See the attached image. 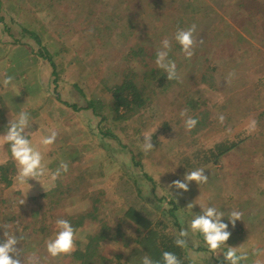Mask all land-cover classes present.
Here are the masks:
<instances>
[{
	"label": "rangeland",
	"instance_id": "374dc122",
	"mask_svg": "<svg viewBox=\"0 0 264 264\" xmlns=\"http://www.w3.org/2000/svg\"><path fill=\"white\" fill-rule=\"evenodd\" d=\"M92 1L1 0L0 135L6 134L12 118L27 112L28 138L44 156L47 171L41 183L29 180L31 186L19 184L16 178L11 187L0 183V224H9L10 230L22 237L17 247L25 259L35 253L41 264H70L69 255L52 258L46 252V241L54 238L57 231L53 215L60 218L81 214L92 207L90 196L96 194L108 215L100 218L116 228L122 211L132 200L119 186L126 170H130L139 176L148 175L140 182L143 192L151 196L154 193V199L164 198L158 202L161 208H169L173 202L191 218L202 214L200 205L225 212L222 222L231 232L227 244L236 247L238 253L247 251V264H253L256 258L252 250H264V118H258L264 112V0H206L213 12L200 10L193 21L194 37L197 41L203 39V43H198L187 61L174 34L165 37L163 29L157 32L160 38H154L142 32L144 28L153 31L152 24L173 25L177 6L174 0H129L124 6L121 0L86 4ZM154 2L156 7L145 10L142 6ZM23 27L36 29L42 44L53 54L58 53L56 65L37 57L40 47L21 35ZM235 30L246 34L247 42L239 41L241 36L237 35L226 37ZM253 30L257 32L249 34ZM165 38L172 42L176 55L171 49L169 56L174 55L172 60L182 81L173 83L164 93L158 91L143 117L119 123L117 140L102 138L99 118L83 109L86 99L104 102V113L110 117L107 88L122 80L123 74L138 69L128 54L129 48L141 43L160 50ZM16 40L32 47L25 63L10 60L11 56L16 60L19 50L24 49L14 44ZM152 65L157 67L155 62ZM206 72L216 81V90L199 83ZM229 73H234L230 79ZM6 76H12L13 81L4 87ZM207 108L212 124L205 129L195 126L186 130L187 117L202 120L201 114ZM185 110L186 116L182 117L180 113ZM220 115L225 117L223 123L218 119ZM253 119L256 129L249 133L246 125ZM53 130L57 132L55 143L42 145V137ZM145 134L152 135L154 146L148 153L142 150ZM232 142L241 145L218 162V148ZM9 155L7 144L0 143V165L7 162ZM134 159L140 161L138 166ZM61 162L68 164V171L61 172L55 186H61L65 195L63 202L52 209L55 202L41 197L53 188L49 187L50 176ZM198 168L205 169L207 184L189 182L187 192L169 187L172 181H183L185 173ZM150 178L156 183L155 192ZM21 200L25 202L20 204ZM189 203L194 207L189 208ZM148 206L152 209L157 204ZM231 210L243 213L235 227L227 217ZM100 224L88 221L74 227L76 249L79 243L84 245L90 240ZM129 224L125 230L130 229L128 233L132 234L136 227ZM181 227L189 230L188 238L192 236L196 243L190 223H181ZM3 232L0 228V241L4 239ZM119 252L128 253L121 241L106 244V256L114 257ZM207 258L213 263L224 256L212 252Z\"/></svg>",
	"mask_w": 264,
	"mask_h": 264
},
{
	"label": "trees",
	"instance_id": "16d2710c",
	"mask_svg": "<svg viewBox=\"0 0 264 264\" xmlns=\"http://www.w3.org/2000/svg\"><path fill=\"white\" fill-rule=\"evenodd\" d=\"M100 0H93L91 3H99ZM176 3V8L174 12V19L176 18L173 25H167L164 27H159L158 25L151 26L153 29L147 30L144 28L142 32L149 37L160 38L157 33L158 31L166 30L164 36L169 37L172 34L177 32L178 29H184V27L189 26L196 19L200 10L202 12H213L210 9V2L206 0H174ZM214 1V0H212ZM86 2V0H81V3ZM109 2H107L108 4ZM129 3V0H121L120 4ZM250 5V4H249ZM143 8L149 9V7H156V3L149 5H142ZM0 7H2V2L0 0ZM255 8H257L255 6ZM262 8L264 10V4L262 3ZM180 14L181 16L175 13ZM201 12V13H202ZM263 12V11H262ZM114 18L118 15L113 16ZM180 17V19H179ZM179 19V20H178ZM255 19V18H253ZM252 21L254 22V20ZM2 18L0 17V22ZM256 21V19H255ZM172 26V27H171ZM155 31V32H154ZM99 32V31H96ZM257 31L253 30L249 34H255ZM132 33V32H131ZM130 33V34H131ZM124 33L120 34L122 37ZM128 34L126 37L128 38ZM163 35V33H161ZM21 35L30 38L34 43L40 47V50L36 53L37 57L41 60L50 62L52 65L55 64V57L58 53L53 54L51 50L42 44L43 39L39 32L34 29L22 28ZM241 36L239 41H246V34L243 32L232 31L231 34L226 37L231 36ZM225 36V33H224ZM14 44H20L24 49H20V53L16 55V60L11 56L10 60L13 62L23 61L26 62V57L30 54L32 47L26 46L27 43L22 44L19 40L14 41ZM153 45L145 44H134L129 48L128 54L136 61L138 69H132L129 73L123 74V79L115 82L112 86H109L106 92L110 95V112L111 116L109 117L104 113L105 103L96 100L86 99V104L83 109L91 110L93 114L99 118L98 127L101 137L104 139H115L117 140L116 130L118 129V124L121 122H128L133 118H139L144 116V112L151 109L153 98L157 93H164L173 83L179 84L180 79L171 80L167 79L166 73L154 67L152 62L156 60V50ZM155 49V50H154ZM235 49L238 50L239 47L235 46ZM173 53V49H172ZM174 54V53H173ZM170 55L169 58L173 59L174 55ZM189 60L186 58V61ZM185 61V62H186ZM187 63V62H186ZM215 65V64H214ZM201 84H206L210 89L216 90V81L213 79V76L210 73L206 72V75H203L200 82ZM219 89V86H218ZM159 91V92H158ZM231 99V98H230ZM238 101V100H236ZM235 104V102H234ZM231 106V104H230ZM233 106V105H232ZM233 109H231V112ZM202 120L197 119L198 123L196 125L197 129H205L208 125L212 124V121L209 122L210 112L208 108L201 114ZM259 120L261 121L264 118V112H261L258 115ZM112 124V125H111ZM262 126L264 123L262 122ZM167 127V125H166ZM264 127V126H263ZM241 145L240 142H232L227 144L225 147L218 148V162L220 158L228 155L231 151L236 150ZM107 147H109L107 145ZM9 159L4 164L0 165V183L5 187H11L14 184V180L17 176V164L13 159L10 151V145L7 144ZM111 149V148H107ZM137 158V157H134ZM136 161V165L140 164V161ZM148 175L139 176L126 170L125 174L121 178L119 186L123 187V191L126 194H129V200L132 198L130 204H127V210H123L121 219L116 228H112L109 223H107L104 218L100 216H108L104 212L103 201L99 200L96 194L91 195V208L81 214L69 215L60 218L67 219L71 222L73 227L83 225L85 222H96L101 223L99 230L95 232L90 240L82 245L78 244V248L71 254L69 257L72 259L70 264H142V259L144 256H149L154 261H158L159 264H163L162 253L165 251L173 252L180 259L181 264H227V261L222 259L217 262L211 263L207 256L211 254L207 248V245L204 242L203 236L199 233H194L190 231L194 238L197 239L196 243L187 237V244L183 248L177 247L175 245V240L179 238V233L182 230L181 223L188 224L192 220L191 216L184 211H179L177 204L170 202L171 205L169 208H161L158 205V202L164 201V198L158 196L155 199L152 197L155 194H145L143 192V187L141 185V179H146ZM149 178V177H148ZM149 181L153 184V192L156 189V183L150 179ZM42 200L55 202V207L59 206L62 199H64V192L61 186L56 185L50 189L47 193L42 194ZM157 204V207L149 208V204ZM148 204V205H147ZM161 214V215H158ZM188 217V221L183 219L182 216ZM57 220L58 218L53 215ZM160 217V218H159ZM172 225V230L169 228V223ZM44 222V219L41 223ZM129 223H132L136 227L135 232L129 234L125 230V226ZM130 225V224H129ZM131 226V225H130ZM121 241L124 245V248L128 250L127 255L121 252L117 253L114 257H108L105 255V246L109 242H119ZM226 250V248H225ZM201 254L200 256H198ZM204 256V257H203ZM244 264V262H242Z\"/></svg>",
	"mask_w": 264,
	"mask_h": 264
},
{
	"label": "clouds",
	"instance_id": "9594fccd",
	"mask_svg": "<svg viewBox=\"0 0 264 264\" xmlns=\"http://www.w3.org/2000/svg\"><path fill=\"white\" fill-rule=\"evenodd\" d=\"M196 32V25L192 24L186 29H178L175 33L174 39L181 46L182 52L187 59H191L194 55V50L198 43L202 44L203 39L197 41L194 37ZM172 49V42L165 38L161 41V48L156 53L155 63L159 69H162L169 81L178 80L176 63L169 58V53ZM234 76V73H229V79ZM13 77L6 76L2 81L3 86L7 87L12 84ZM182 117L186 116V110L181 111ZM220 123H223L225 117L220 115L218 117ZM30 117L27 112H21L15 119H11L7 132L5 135H0V143L10 145V151L13 159L17 164V182L21 185L28 184L29 180H36L41 183V178L45 177L47 166L44 162V156L41 151L32 146L28 138L27 129L30 127ZM197 119L187 117L185 120V128L191 131L197 125ZM256 129V121L250 120L246 125V130L251 133ZM230 131V130H229ZM57 132L51 131L49 135L42 137L40 143L44 146H51L55 143ZM142 150L145 153L151 152L154 149L152 143V135L145 134L143 136ZM68 171V164L61 162L59 168L51 174L49 187H55V181L61 175V172ZM204 168H198L193 171L187 172L184 175L183 181L180 179L174 180L169 185L170 188L182 190V192L189 191V182H195L198 186L208 183V176L204 174ZM31 186V185H30ZM25 201L21 200L20 204ZM189 208H193L192 203L188 204ZM202 214L194 215L190 221V229L194 233H199L203 236L204 242L210 252L223 253L224 259L227 264H247L249 261V253L247 251L238 253L236 247H231L227 244L231 236L228 231V224L222 222V218L226 216L225 212L218 210L215 206L200 205ZM243 213L238 210H231L227 213L228 220L235 227V222L241 220ZM57 231L54 238L46 241V252L52 257H60L71 255L76 250V229L72 226L71 222L64 218H58L55 221ZM0 228L4 229L3 241H0V264H41L39 256L35 253L28 256L27 259L22 255L21 248L17 245L20 244L22 237H17L13 233L9 224H0ZM189 235L187 228L182 229L179 233V238L175 240L177 247L183 248L187 244L186 238ZM226 248V250H225ZM251 255L256 259L253 264H264V250L253 249ZM23 256V261L20 257ZM163 264H181L180 259L173 252L165 251L162 253ZM142 264H159L149 256H144Z\"/></svg>",
	"mask_w": 264,
	"mask_h": 264
}]
</instances>
